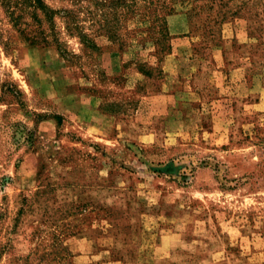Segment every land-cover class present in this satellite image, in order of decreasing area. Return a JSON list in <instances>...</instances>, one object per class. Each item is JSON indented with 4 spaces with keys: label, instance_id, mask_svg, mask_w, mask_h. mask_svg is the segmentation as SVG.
<instances>
[{
    "label": "rangeland",
    "instance_id": "obj_1",
    "mask_svg": "<svg viewBox=\"0 0 264 264\" xmlns=\"http://www.w3.org/2000/svg\"><path fill=\"white\" fill-rule=\"evenodd\" d=\"M45 1L65 53L0 0V264H264V0H166L158 52L135 6L90 51L91 0Z\"/></svg>",
    "mask_w": 264,
    "mask_h": 264
},
{
    "label": "trees",
    "instance_id": "obj_2",
    "mask_svg": "<svg viewBox=\"0 0 264 264\" xmlns=\"http://www.w3.org/2000/svg\"><path fill=\"white\" fill-rule=\"evenodd\" d=\"M2 1H4V7L11 17L13 25L27 40L32 42H42L45 44L55 43L59 46V49L61 47L62 52L65 53V48L54 31V18L58 14V11L51 8L45 0H14V5H11L12 0ZM71 1L75 5L79 3V0ZM91 2V6L97 10L91 11L90 7H88V15L85 18L80 17L79 14L72 9H64L65 13L61 15L62 18H64L65 29L67 32L71 36L79 38L80 42L87 50H99V46L96 44L95 39L86 31V29L93 27L95 24L99 26L95 32L100 30L108 40L120 43L121 45V39L124 34H119L120 27L118 25L110 24L111 20L108 18V15L111 10L114 11L118 9L123 11L125 8L131 6H135V10H142L140 13H136L134 10L132 19H138L136 16L143 15L145 18V24H147L146 29L149 32L151 31V23L156 24V30H154V32L159 35V38L153 42L154 44L159 45L157 52L164 49L165 45L162 44V41H164L168 35L165 15L171 13V10L173 9L171 6H168L166 0H108V3L107 0H91ZM12 6L16 7L19 14L16 15L15 9H11ZM24 14H26V16ZM28 18L31 20L27 22ZM86 20L91 22L89 26L84 24ZM45 24H48L49 26L46 27ZM133 29L137 28L133 27ZM4 85L5 92H8L13 96L21 94L17 87L12 83L7 82ZM53 117L58 124L61 123L60 116Z\"/></svg>",
    "mask_w": 264,
    "mask_h": 264
}]
</instances>
